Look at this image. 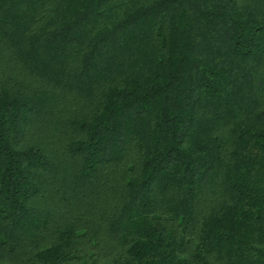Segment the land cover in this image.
<instances>
[{"label": "trees", "instance_id": "16d2710c", "mask_svg": "<svg viewBox=\"0 0 264 264\" xmlns=\"http://www.w3.org/2000/svg\"><path fill=\"white\" fill-rule=\"evenodd\" d=\"M0 264H264V0H0Z\"/></svg>", "mask_w": 264, "mask_h": 264}]
</instances>
